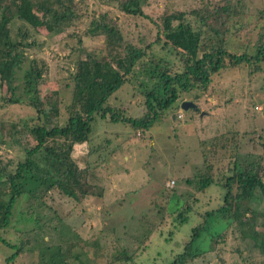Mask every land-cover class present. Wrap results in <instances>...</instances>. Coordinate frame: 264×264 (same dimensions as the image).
<instances>
[{"label":"rangeland","instance_id":"rangeland-1","mask_svg":"<svg viewBox=\"0 0 264 264\" xmlns=\"http://www.w3.org/2000/svg\"><path fill=\"white\" fill-rule=\"evenodd\" d=\"M74 1L77 16L65 32L34 28L17 17L9 23L12 37L29 45L24 47L25 57L45 63V78L59 90L58 124L69 116L77 62L88 52L98 54L104 46V36L87 32L91 19L101 13L116 20L125 37L140 45L154 41L161 18L176 11L206 13L228 5L231 16L223 19L230 29L229 48L234 51L242 46L253 51L264 27V0H144L147 17L123 11L126 0ZM153 53L181 68L179 56L163 44L155 45ZM226 63L212 76L207 90L182 94L146 131L95 114L89 141L77 145L73 153L80 166H90L93 194L72 198L57 189L39 187V180L27 182L8 226L0 230V264H55L52 253L56 245L73 254L92 249L87 243L91 241L106 259L128 249L133 255L129 264H169L183 251L193 229L205 220L194 243L201 254L187 264H264L254 237L243 239L229 218L206 215L223 204L224 186L214 181L204 191H197L186 180L204 170L203 150L215 138L220 140L213 155L216 173L228 170L236 151L240 160L261 155L264 161V63L258 71L244 64L231 65L229 60ZM136 76L109 99L131 117L146 111L143 91L148 78L142 72ZM2 94L0 88V164L13 170L26 157L25 147L34 145L23 121L32 123L37 112L27 104H4ZM185 100L196 103L199 110L182 109ZM222 143L226 147L221 148ZM38 163L46 166L41 157ZM187 192L194 198L189 199L188 218L180 221L178 212L185 206ZM253 207L264 220V201H254ZM257 231L263 239L262 228ZM97 260L100 262L99 257Z\"/></svg>","mask_w":264,"mask_h":264},{"label":"trees","instance_id":"trees-1","mask_svg":"<svg viewBox=\"0 0 264 264\" xmlns=\"http://www.w3.org/2000/svg\"><path fill=\"white\" fill-rule=\"evenodd\" d=\"M143 1L126 0L122 10L133 16L147 17L142 9ZM76 9L74 0H0L2 100L6 105L27 104L37 112L32 123L28 119L23 121L26 132L34 139V145L25 147L26 157L19 160L13 170L0 164V230L8 226L14 205L26 191V183L32 179L39 180V187L57 189L72 198H78V194L84 197L93 194L90 166H80L73 153L77 145L89 141L95 114L116 122H129L134 128L146 131L164 117L165 111L182 94L194 89L207 90L212 76L226 66V60L234 66L254 67V71L261 70L264 63V27L260 29L253 51L243 46L236 51L229 48L230 29L223 19L226 16L229 20L231 16L228 5L214 7L206 13L200 10L167 13L157 24L154 41L146 45L126 38L117 21L101 13L91 19L92 27L87 32L104 36V46L98 54L88 52L77 62L72 77L74 88L69 116L63 124H58L56 120L61 114L59 90L45 78V63L25 57L24 47L29 45L12 37L9 23L17 17L34 28L45 27L51 33H62L73 25ZM157 44L176 53L181 68L165 56L153 53ZM140 72L148 78L145 90H142L146 111L140 117H131L123 107L110 104L109 99ZM135 83L139 85L138 80ZM218 144V138L210 142V147L203 150L204 170L186 180L197 191H204L214 181L222 184L226 190L223 204L207 211L206 215L229 218L243 239L250 236L257 240L258 248L264 254V238L261 239V232L257 231L259 227L264 232V220L253 207L254 201H264L263 157L248 155L240 160L236 151L228 170L216 173L213 155L218 152ZM224 147L226 145L222 143L221 148ZM40 157L46 166L39 165ZM187 195H183L186 210L184 206L178 212L180 221L188 218L189 199L194 198L190 192ZM204 224L207 220L193 229L183 251L169 264H187L201 254L194 249V243ZM87 243L92 249L73 254L64 253L61 245H56L52 261L55 264H75L76 261V264H129L132 261L133 255L128 249H121L112 259H106L97 244Z\"/></svg>","mask_w":264,"mask_h":264},{"label":"water","instance_id":"water-1","mask_svg":"<svg viewBox=\"0 0 264 264\" xmlns=\"http://www.w3.org/2000/svg\"><path fill=\"white\" fill-rule=\"evenodd\" d=\"M181 107L184 110H187L189 108L198 109V106L196 103H194L193 101H188V100L183 101L181 104Z\"/></svg>","mask_w":264,"mask_h":264},{"label":"built area","instance_id":"built-area-1","mask_svg":"<svg viewBox=\"0 0 264 264\" xmlns=\"http://www.w3.org/2000/svg\"><path fill=\"white\" fill-rule=\"evenodd\" d=\"M257 108H259V107H257ZM260 109V108H259ZM175 183V181L173 180L169 185L171 186V185H173Z\"/></svg>","mask_w":264,"mask_h":264}]
</instances>
